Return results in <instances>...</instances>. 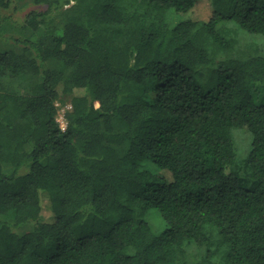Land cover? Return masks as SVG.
I'll use <instances>...</instances> for the list:
<instances>
[{"label":"trees","instance_id":"trees-1","mask_svg":"<svg viewBox=\"0 0 264 264\" xmlns=\"http://www.w3.org/2000/svg\"><path fill=\"white\" fill-rule=\"evenodd\" d=\"M11 3L0 264H188L215 233L225 264H264V50L228 25L264 36V0H33L10 23Z\"/></svg>","mask_w":264,"mask_h":264},{"label":"rangeland","instance_id":"rangeland-1","mask_svg":"<svg viewBox=\"0 0 264 264\" xmlns=\"http://www.w3.org/2000/svg\"><path fill=\"white\" fill-rule=\"evenodd\" d=\"M203 3H206V0H202ZM39 6L33 3V0H12L10 7L3 11V15L9 17V22L21 21L25 15L31 10L38 9ZM185 18H189V14L185 15ZM229 27L236 29L237 38L240 43H256L260 46L261 50H264V36L261 35H251L240 28H238L233 23L228 24ZM4 43L0 44V51L4 47ZM71 97H61L58 100V120L65 124L67 120L65 118V113L71 108ZM235 137V143L238 150V156L240 159L247 156L250 151L252 144V135L247 129L235 128L233 130ZM149 167L155 168L154 165H148ZM45 215L48 216V211L45 212ZM146 219L150 221L154 229L157 232L164 230L166 227V222L163 220L161 214L156 209L150 210L146 214ZM23 230H28L27 227ZM216 244L212 247L211 250H207L206 246H199L196 243H192L186 246V260L188 264H225V254L224 249L225 245L223 244L222 237L218 233H215Z\"/></svg>","mask_w":264,"mask_h":264},{"label":"built area","instance_id":"built-area-1","mask_svg":"<svg viewBox=\"0 0 264 264\" xmlns=\"http://www.w3.org/2000/svg\"><path fill=\"white\" fill-rule=\"evenodd\" d=\"M58 121H59V120H58ZM59 123H60V125H61V127H62L63 129H66V127H67V123L62 124L60 121H59Z\"/></svg>","mask_w":264,"mask_h":264}]
</instances>
